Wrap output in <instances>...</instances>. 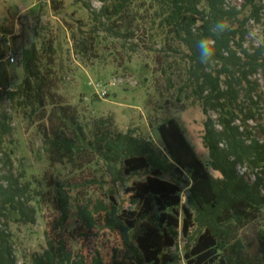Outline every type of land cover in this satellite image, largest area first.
I'll return each mask as SVG.
<instances>
[{
    "label": "trees",
    "instance_id": "obj_1",
    "mask_svg": "<svg viewBox=\"0 0 264 264\" xmlns=\"http://www.w3.org/2000/svg\"><path fill=\"white\" fill-rule=\"evenodd\" d=\"M98 1L101 8L92 11L84 0H74L89 11L93 21L86 37L74 38L76 50L86 54L99 31L116 39H135V28L142 22L150 37L161 43L160 52L165 56L162 74L172 85L167 74L178 73V96L202 109L203 144L209 162L206 165L200 160L175 119L157 127L162 151L131 131L118 132L111 119L83 124L75 109L56 101L55 41L33 44L21 53L23 81L8 94L28 118H34L45 148L72 163L82 157L101 161L115 184L148 173L145 181L127 189L133 203L140 206L136 214L123 218L111 192L109 203L98 200L79 206L80 225L89 232L105 229L116 233L140 263L161 264L182 235L187 242L186 264H264V42L246 46L249 25L264 28V0H242L239 6L227 0H151L146 20L140 17L134 0ZM51 2L58 11V1ZM220 19L227 20L231 28L214 38L213 60L201 64L196 43L211 36V25ZM131 46L133 51L137 48ZM0 68L5 73L6 63H0ZM10 133V126L0 119V136ZM208 166L220 177L211 176ZM239 166L254 172L252 182L239 174ZM167 175H179L184 178L182 184L167 180ZM6 179V185L0 183V209L4 202L10 216L33 221L32 213L20 203L23 190ZM184 188L188 194L181 205ZM57 203L62 228L69 212L63 190ZM256 224L261 226L253 240L246 242L241 233ZM51 225L46 231L47 248L34 257L33 264H105L98 250L74 253L58 225ZM0 264H15L11 251L1 243Z\"/></svg>",
    "mask_w": 264,
    "mask_h": 264
},
{
    "label": "rangeland",
    "instance_id": "obj_2",
    "mask_svg": "<svg viewBox=\"0 0 264 264\" xmlns=\"http://www.w3.org/2000/svg\"><path fill=\"white\" fill-rule=\"evenodd\" d=\"M56 1L60 7L58 11L53 10L51 0H0V40L11 38L16 53V57L6 64L5 73L0 68V119L11 128L10 134L0 136V183L6 185L8 178L21 187L23 198L20 203L32 213L33 220L15 219L10 216L9 205L3 202L0 243L11 251L15 264H33L34 257L46 250V231L54 223L74 253L92 254L98 250L105 264H147L140 263L127 252L116 233L84 229L78 219V208L98 200L109 203L108 196L113 192L119 214L130 218L129 213L136 214L140 206L133 203L127 189L136 182L145 181L148 173L141 172L126 177L123 184H115L104 164L93 157H82L72 163L50 153L34 118H28L17 100H11L8 94L16 91L24 78L21 53L33 44L39 46L48 39L55 41L56 101L75 109L83 124L111 119L118 132L131 131L155 150L162 151L157 127L167 119H175L197 156L207 165L208 152L203 144L205 116L197 103L178 96V73L167 74L172 77V85L162 74L165 56L160 52L161 43L150 37L142 22L135 28V39L128 40L126 36L116 39L97 32V40L82 55L76 50L74 38L86 37L92 29L90 13L74 0ZM227 1L233 6L242 3V0ZM84 2L92 11H98L102 6L98 0ZM134 2L140 17L149 18L151 0ZM261 42H264V28L251 23L246 46H257ZM132 44L137 45L134 51ZM111 83L115 86L110 87ZM100 88L108 91L104 99L99 97ZM261 109L264 110V94ZM47 111H52V107L49 106ZM211 115L217 118L215 114ZM208 171L214 178L220 177L209 166ZM238 172L247 181L254 180V172L247 167L239 166ZM165 178L173 182L178 180L180 184L184 179L179 175ZM62 190L69 202V212L68 221L61 228L57 199ZM187 194V188H184L181 205ZM179 217L181 220V211ZM260 226H250L241 237L246 242L252 241ZM186 243L180 235L177 245L165 253L161 264H186L183 259Z\"/></svg>",
    "mask_w": 264,
    "mask_h": 264
},
{
    "label": "clouds",
    "instance_id": "obj_3",
    "mask_svg": "<svg viewBox=\"0 0 264 264\" xmlns=\"http://www.w3.org/2000/svg\"><path fill=\"white\" fill-rule=\"evenodd\" d=\"M231 26L225 19L215 21L209 31L211 36L200 38L196 43V48L201 64H209L215 55L214 38L221 37L230 30Z\"/></svg>",
    "mask_w": 264,
    "mask_h": 264
},
{
    "label": "built area",
    "instance_id": "obj_4",
    "mask_svg": "<svg viewBox=\"0 0 264 264\" xmlns=\"http://www.w3.org/2000/svg\"><path fill=\"white\" fill-rule=\"evenodd\" d=\"M16 57V53L13 49L11 38H5L0 40V63H9ZM110 87L115 86L114 83L109 85ZM99 97L106 98L108 91L106 89H99Z\"/></svg>",
    "mask_w": 264,
    "mask_h": 264
}]
</instances>
